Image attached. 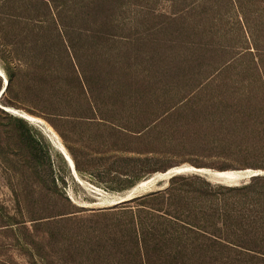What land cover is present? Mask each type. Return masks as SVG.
<instances>
[{"label": "trees", "instance_id": "obj_1", "mask_svg": "<svg viewBox=\"0 0 264 264\" xmlns=\"http://www.w3.org/2000/svg\"><path fill=\"white\" fill-rule=\"evenodd\" d=\"M1 1L0 60L7 85L0 75V127L8 119L6 97L14 100L16 92L39 111L102 123L107 143L115 145L139 129L120 122L113 111L103 113L96 92L132 89L134 99L147 104L151 126L189 99L151 91L165 87L175 68L199 84L233 69L236 59L221 0H161L168 3L165 11L147 5L152 23L136 15L131 20L132 7L140 5L132 0ZM228 1L246 19V1ZM260 42L251 48L264 74ZM257 91L238 90L226 108L255 112ZM238 144L220 140L217 148ZM66 146L77 173L112 191L151 176L143 167L126 173V167L119 171L114 163L94 160L82 143ZM30 150L34 155L19 174L26 180L23 197L13 212L0 200V264H20L17 255L27 264H264L263 175L232 184L203 172L180 173L160 182L162 189L80 216L84 209L63 195L52 168V205L33 198L45 194V185L32 161L39 149L32 143Z\"/></svg>", "mask_w": 264, "mask_h": 264}, {"label": "rangeland", "instance_id": "obj_2", "mask_svg": "<svg viewBox=\"0 0 264 264\" xmlns=\"http://www.w3.org/2000/svg\"><path fill=\"white\" fill-rule=\"evenodd\" d=\"M221 1L227 11L225 32L235 49L231 50L232 55H236L232 63L233 69L225 70L218 78H210L197 84L193 74L175 68L165 87L152 88L151 91L164 93L166 90L173 96L187 95L184 100L187 97L189 99L165 113L151 126H148L150 116L147 104L134 99L132 89L123 86L114 91L95 93L101 97L98 106L103 113L113 111L120 122L139 129L133 137L120 136L117 144H108V128L102 123L79 117L65 119L58 114L39 111L32 101L16 92L11 94L14 100L6 97L11 104L5 107L8 119L0 127V200L4 205L13 212L16 201L23 197L26 180L19 174L23 162L34 155L30 150L32 143L39 149L32 160L33 165L45 185V194L36 192L33 198L42 199L47 205H52L54 200V182L48 177L50 168L53 176L58 178L63 195L76 207L84 209L78 213L80 216H86L92 210L116 206L113 203L119 196L142 182L141 180L130 189L118 192L82 177L79 173V178L76 177L51 137L52 134H49L50 129L57 134L68 153L67 143L75 147L82 143L94 160L105 164L114 163L113 168L120 167L119 171H124L123 167H126L124 172L129 173L131 168L143 167L149 172L146 177L151 175L149 178L154 177V180L148 186L140 187L138 193L162 189L160 182L168 181L167 177L171 174L197 172L195 168L204 169L205 174L212 170L243 174L257 172L264 176V74L256 69L254 61L257 56L254 48H251L255 41L259 45L262 41L264 45V0H244L246 19H243L241 13L236 15L228 0ZM132 2L140 5L132 7L131 20L136 15L138 21H143L144 18V21L150 23L154 20L146 13L147 5L155 3L154 6L161 11L168 7V3L161 0ZM3 7L0 0V11ZM1 54L0 47V56ZM0 69L3 71L1 60ZM242 88L258 90L256 93L259 97L252 101L256 107L253 113L246 111L235 114L225 106L235 103L236 93ZM84 113L92 115L89 110ZM30 116L38 120H31ZM11 122H18L17 126L21 129L18 130ZM220 140L238 141L239 144L233 148L219 149L217 145ZM249 178H243L237 183ZM15 259L20 264H27L18 255Z\"/></svg>", "mask_w": 264, "mask_h": 264}, {"label": "water", "instance_id": "obj_3", "mask_svg": "<svg viewBox=\"0 0 264 264\" xmlns=\"http://www.w3.org/2000/svg\"><path fill=\"white\" fill-rule=\"evenodd\" d=\"M1 76H3V74L1 75ZM6 85H7V80L5 81V87H6ZM5 87L2 89V91L0 92V95L2 94V92L5 90ZM62 152V151H61ZM62 154L64 155V157L66 158V160H68V165L71 167L72 166V168L75 170V164H74V161H73V159H72V163H71V160H69V159H67V156L65 155V153L64 152H62ZM71 157V156H70ZM195 171H197V172H203L204 171V169L202 170V168H195L194 169ZM207 173V175L209 176V178L211 179V180H213V181H215V182H222V183H237L239 180H241V179H243V178H246V177H252V176H255V175H258V173L257 172H251L250 174H242V175H239L238 176V179L236 180V181H230L229 182V180H227V179H222V178H220V177H218V174H216L214 171H212V170H210V171H206ZM169 173V172H168ZM167 173V174H168ZM176 174H180V173H173V174H171L170 176H168L167 177V179L169 180V178H171L172 176H174V175H176ZM154 177H151V178H149L148 179V181L149 182H151V181H153L154 179H153ZM139 185V184H138ZM136 186V187H134L132 190H130V191H128L126 194H124L123 196H119V198L113 203V204H115V205H117V204H120V203H122V202H125V201H127V200H130V199H132V198H134V197H137V196H140V195H142L143 193H138L137 191L140 189V187L139 186ZM152 190V189H151ZM150 190V191H151Z\"/></svg>", "mask_w": 264, "mask_h": 264}, {"label": "bare ground", "instance_id": "obj_4", "mask_svg": "<svg viewBox=\"0 0 264 264\" xmlns=\"http://www.w3.org/2000/svg\"><path fill=\"white\" fill-rule=\"evenodd\" d=\"M0 73H2L3 74V71L0 69ZM3 76H4V74H3ZM4 79H5V81H6V77L4 76ZM4 88V87H3ZM6 109V108H5ZM30 118H31V120H38L37 118H35V117H31L30 116ZM40 121V120H39ZM49 134L51 135V137L53 138V140H54V142L56 143V145L60 148V150L62 151V152H64L65 153V155L67 156V159H69V160H71V163L73 162L72 161V159H71V157H70V154L68 153V151L66 150V148H65V146L63 145V143L61 142V140H60V138L57 136V134L54 132V131H52L51 129L49 130ZM68 161V160H67ZM71 169H72V171H73V174L74 175H76V177H78L79 178V176H78V173H77V171H76V169L74 170L73 168H72V166L70 167ZM203 170V169H202ZM216 174H218V177H220V178H222V179H227V180H229V182L231 181H236L237 179H238V176L239 175H242L243 173H241V172H233V171H214ZM245 173V172H244ZM150 182L148 181V180H145V181H142L138 186L139 187H146V186H148V184H149ZM117 200V199H116Z\"/></svg>", "mask_w": 264, "mask_h": 264}, {"label": "snow or ice", "instance_id": "obj_5", "mask_svg": "<svg viewBox=\"0 0 264 264\" xmlns=\"http://www.w3.org/2000/svg\"><path fill=\"white\" fill-rule=\"evenodd\" d=\"M0 75H2V73H0Z\"/></svg>", "mask_w": 264, "mask_h": 264}]
</instances>
